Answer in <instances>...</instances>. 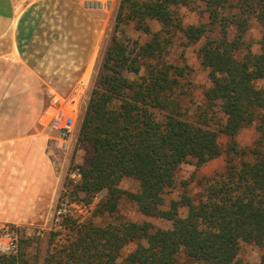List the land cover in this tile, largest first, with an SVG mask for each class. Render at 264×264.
I'll return each mask as SVG.
<instances>
[{
    "label": "trees",
    "instance_id": "16d2710c",
    "mask_svg": "<svg viewBox=\"0 0 264 264\" xmlns=\"http://www.w3.org/2000/svg\"><path fill=\"white\" fill-rule=\"evenodd\" d=\"M183 9L200 20L187 23ZM254 19L259 51L248 38ZM178 41L201 43L211 82L193 112L183 81L190 67L170 58ZM247 129L256 144L240 147ZM222 135L230 137L226 168L193 174L185 184L200 191L167 201L183 164L201 169L222 157ZM79 142L91 158L64 182L57 207L66 212L44 255L33 261L38 241L23 234L0 264H252L239 257L248 244L264 264V0H121ZM126 177L139 182L137 192L121 186ZM101 192L88 218L68 207L93 204ZM125 196L171 226L119 216Z\"/></svg>",
    "mask_w": 264,
    "mask_h": 264
},
{
    "label": "crops",
    "instance_id": "0c3cea01",
    "mask_svg": "<svg viewBox=\"0 0 264 264\" xmlns=\"http://www.w3.org/2000/svg\"><path fill=\"white\" fill-rule=\"evenodd\" d=\"M67 7H74L69 17L74 23L68 22ZM84 13L76 0H0V219L6 215L1 208L13 196L11 184L19 177L17 159L27 170L25 182L36 184L40 192L35 204L58 205L62 186L50 143L59 144V133L52 128V117L67 96L49 87L47 105L37 104L34 80L77 78L72 90L79 89L81 96L82 81L89 79L99 50L98 30L79 23Z\"/></svg>",
    "mask_w": 264,
    "mask_h": 264
},
{
    "label": "rangeland",
    "instance_id": "374dc122",
    "mask_svg": "<svg viewBox=\"0 0 264 264\" xmlns=\"http://www.w3.org/2000/svg\"><path fill=\"white\" fill-rule=\"evenodd\" d=\"M70 1V0H67ZM121 0H111L103 8H91L86 4L81 3L85 13L83 15L82 23L92 27L93 32L95 28L99 34V50L97 58L92 64L91 73L89 79L82 81L83 91L80 99V103L74 115L75 127L73 132V141L68 146H60L57 143L51 141L52 147V161L54 170H56L58 176L60 173V187L64 188V182L66 178L71 175L72 178H79L77 172V166L87 164L91 158L92 148L89 144H83L79 142V125L85 116L87 105L90 100L92 91L97 83V77L101 69L103 58L105 56L106 48L111 37L113 27L116 20V14L119 9ZM74 7H67L68 22L74 23L69 20L70 15ZM185 14V21L187 23L197 22L200 20L199 16L188 9H183ZM78 23V22H77ZM159 23L153 22V29L157 30ZM262 37V26L255 19L252 21L251 28L248 33L249 40L253 43L254 51H259L260 40ZM201 43L184 48L180 42H176L172 48V54L170 58L175 63L189 65L191 73L185 82V89H188V96L185 99V103L190 106V111L193 112L199 103H202L205 91L211 86L210 79L208 77V71L201 65L198 59L197 50ZM47 81V82H45ZM77 78L70 79H40L36 76L34 80L35 86V102L37 104L42 103L47 105L49 100V87L55 89L63 95H66L67 100L72 95V89L79 83ZM81 83V84H82ZM17 90V89H16ZM72 90V91H71ZM74 92V91H73ZM72 135V134H71ZM71 137V136H70ZM69 137V138H70ZM68 138V139H69ZM239 146L247 147L255 145L256 134L253 129L244 130L238 137ZM223 155L219 159H216L201 169H198L192 162L183 164L177 173V185L171 189L166 195L167 201L172 198H178L182 191H188L190 194L196 195L200 191V185L198 182L191 183L189 186L185 184L193 174L198 177H202L205 173H213L217 170H223L226 168V157L228 155L230 137L222 135L220 138ZM17 175L11 186L14 188L13 196L8 198V202L1 208L5 217L0 219V235L4 236V241L8 245L15 246L14 250L18 246L19 237L23 234L34 236L38 241V245L31 248V258L36 260L35 255L41 258L48 246L49 233L56 223H59L62 215L66 212V206L62 209H58L57 203L53 207H47L43 205H36L34 198L38 193L36 184H29L25 182L23 178L24 174H28L26 169H23L22 160L17 159ZM31 175V173H29ZM23 180V181H21ZM2 186V183H0ZM36 186V188H35ZM121 186L129 191L137 192L140 189L139 182L132 177H126L121 182ZM25 188V189H24ZM61 194V193H60ZM105 192H101L97 195L93 204L85 205L82 203H71L68 207L72 209L73 213L83 218H88L93 214L97 202L104 196ZM35 195V197H33ZM118 215L136 221H150L156 227H169L171 222L162 220L156 217L147 216L139 211L137 204L131 200L128 196H125L120 205ZM134 245L128 247L125 251L133 248ZM239 257L243 262H251L252 264H260L261 251L258 246L254 244H248L243 247Z\"/></svg>",
    "mask_w": 264,
    "mask_h": 264
},
{
    "label": "built area",
    "instance_id": "2783aa9c",
    "mask_svg": "<svg viewBox=\"0 0 264 264\" xmlns=\"http://www.w3.org/2000/svg\"><path fill=\"white\" fill-rule=\"evenodd\" d=\"M80 3L86 4L91 8H103L107 6L109 0H76ZM80 92L75 90L70 98L62 103L53 114L52 117V128L57 130L59 133V145L66 146L67 140L71 136L75 127V111L76 106L74 103L79 97ZM15 246L8 245L4 241V236L0 235V252L7 253L13 251Z\"/></svg>",
    "mask_w": 264,
    "mask_h": 264
}]
</instances>
